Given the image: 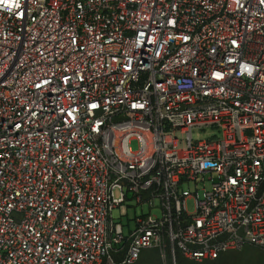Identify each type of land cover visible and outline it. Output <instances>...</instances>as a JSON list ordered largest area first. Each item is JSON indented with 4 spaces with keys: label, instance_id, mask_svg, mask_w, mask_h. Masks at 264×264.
<instances>
[{
    "label": "built area",
    "instance_id": "built-area-1",
    "mask_svg": "<svg viewBox=\"0 0 264 264\" xmlns=\"http://www.w3.org/2000/svg\"><path fill=\"white\" fill-rule=\"evenodd\" d=\"M248 246L264 251V0H0V264Z\"/></svg>",
    "mask_w": 264,
    "mask_h": 264
},
{
    "label": "rangeland",
    "instance_id": "rangeland-1",
    "mask_svg": "<svg viewBox=\"0 0 264 264\" xmlns=\"http://www.w3.org/2000/svg\"><path fill=\"white\" fill-rule=\"evenodd\" d=\"M214 134V132L211 129H207L204 132H200V131H194L193 136L194 139H206L211 137ZM131 148L132 150H136L137 148V143L134 141L131 143ZM206 179H208L210 177V174L205 176ZM206 187L209 188L210 187V183L206 182ZM199 188L201 189V185L199 186ZM186 190H189L190 193L194 194L195 193V185L194 184H190V185H186L185 186ZM200 193H202V191H200ZM114 196L115 198H119L120 197V193L119 191H115L114 192ZM194 207H195V203H194V199H190L188 201V210L190 212L194 211ZM143 211L146 212L147 209L143 208ZM126 213L127 216L122 217V224L125 227V234L126 236L128 235V227L133 228L134 227V218L138 215H140L141 213V208L139 206H136L134 203L131 204H127L126 207ZM114 217L117 218L118 217V212H114ZM145 254L143 257H141V260L138 262L136 261L134 264H146V260H147V256L153 254V256L156 258L158 264H164L162 263L161 259H160V255L159 252L157 250H145L142 252V255ZM229 254V256L225 257L224 259L217 262V260H206V261H201V262H196V261H192L189 260L185 257H182L181 255L178 256V258H184V260L190 264H264V251L259 250L255 247L252 246H248L244 249H242L241 251H237V252H230L227 253Z\"/></svg>",
    "mask_w": 264,
    "mask_h": 264
},
{
    "label": "trees",
    "instance_id": "trees-1",
    "mask_svg": "<svg viewBox=\"0 0 264 264\" xmlns=\"http://www.w3.org/2000/svg\"><path fill=\"white\" fill-rule=\"evenodd\" d=\"M228 253H230V252H228ZM145 254H141V256H140V259L138 260V262L141 260V257H143ZM181 254L180 253H177L176 254V264H190V263H188V262H186L185 260H184V258H178V256H180ZM182 256V255H181ZM227 256H229V254H227V253H225V254H223V255H221L218 259H216L217 260V262H219L220 261V258H221V260L222 259H224L225 257H227ZM182 257H184V256H182ZM204 261H206V260H204ZM215 261V260H214ZM146 264H158V262H157V260H156V258L153 256V254H151V255H149V256H147V260H146Z\"/></svg>",
    "mask_w": 264,
    "mask_h": 264
},
{
    "label": "clouds",
    "instance_id": "clouds-1",
    "mask_svg": "<svg viewBox=\"0 0 264 264\" xmlns=\"http://www.w3.org/2000/svg\"><path fill=\"white\" fill-rule=\"evenodd\" d=\"M5 2H7V0H5ZM15 5H16L17 7H19V0H15ZM10 7H11V5H10Z\"/></svg>",
    "mask_w": 264,
    "mask_h": 264
},
{
    "label": "crops",
    "instance_id": "crops-1",
    "mask_svg": "<svg viewBox=\"0 0 264 264\" xmlns=\"http://www.w3.org/2000/svg\"><path fill=\"white\" fill-rule=\"evenodd\" d=\"M140 256H141V255H140ZM139 259H140V257H139ZM139 259H138V260H139ZM138 260H137V261H138Z\"/></svg>",
    "mask_w": 264,
    "mask_h": 264
}]
</instances>
